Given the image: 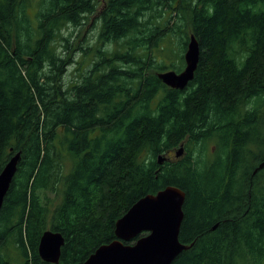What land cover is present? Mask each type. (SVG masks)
I'll use <instances>...</instances> for the list:
<instances>
[{
    "label": "trees",
    "instance_id": "trees-1",
    "mask_svg": "<svg viewBox=\"0 0 264 264\" xmlns=\"http://www.w3.org/2000/svg\"><path fill=\"white\" fill-rule=\"evenodd\" d=\"M95 14V46L73 48L70 28ZM191 34L194 79L172 88L158 73L184 68ZM172 44L181 63L168 66L159 53ZM78 48L79 76L66 80ZM263 122L264 0H0V173L22 155L0 264H84L168 185L186 192L191 245L172 264H264V170L251 175ZM181 145L185 156L158 162ZM47 229L65 237L59 263L40 257Z\"/></svg>",
    "mask_w": 264,
    "mask_h": 264
},
{
    "label": "water",
    "instance_id": "water-1",
    "mask_svg": "<svg viewBox=\"0 0 264 264\" xmlns=\"http://www.w3.org/2000/svg\"><path fill=\"white\" fill-rule=\"evenodd\" d=\"M200 54V43L195 34H191L184 54V68L179 72L173 69L161 71L159 78L172 88L185 89L194 79ZM184 150L182 145L177 156ZM21 158L20 151L14 154L0 173V211ZM165 160V156L159 155L160 164ZM263 167L264 162L257 170ZM185 202L186 192L175 185L142 196L117 220V238L100 245L84 264H172L191 246L180 240ZM64 244L62 233L45 230L39 243L40 257L46 262L59 263Z\"/></svg>",
    "mask_w": 264,
    "mask_h": 264
},
{
    "label": "rangeland",
    "instance_id": "rangeland-1",
    "mask_svg": "<svg viewBox=\"0 0 264 264\" xmlns=\"http://www.w3.org/2000/svg\"><path fill=\"white\" fill-rule=\"evenodd\" d=\"M94 17L95 16L92 15L85 24H83L79 27L70 28L69 33L70 32L73 33L72 39H71L73 48H76L77 44H80V47L86 46L87 42L93 44V47L95 46L96 43H94V42H96V40L98 39V32L97 31L99 28H95V25L92 24ZM171 23L172 22H170V24ZM174 44H172L171 46H167L163 52L159 53V57L161 56L165 60V62L168 66L172 65V64L181 63L180 49H179L178 45H174ZM61 50L63 51V47ZM64 51H65V53H67L66 50H64ZM82 53H83V51L81 48L75 49L73 51L74 61L67 68V72L65 73L66 80L71 79L72 74H74V79L79 76V72L77 71V68H78L77 64H78V61L82 57ZM10 255L12 257L11 261H13L15 263H21L23 261V257L21 258L20 256H18V252L15 248L11 249Z\"/></svg>",
    "mask_w": 264,
    "mask_h": 264
},
{
    "label": "flooded vegetation",
    "instance_id": "flooded-vegetation-1",
    "mask_svg": "<svg viewBox=\"0 0 264 264\" xmlns=\"http://www.w3.org/2000/svg\"><path fill=\"white\" fill-rule=\"evenodd\" d=\"M94 16H95V17H94V19H93L92 24L95 25V28H99V26H100V24H99V20H98V19H99V15H98V14H95ZM263 125H264V122H263ZM263 129H264V127H263ZM263 138H264V131H263ZM181 146H182V145H181ZM181 146H179V147H177V148H175V149H173V150L168 151V152L166 153V154H167V155H166V158H167V159H166L165 161H168L170 164H173L174 161H177V160H179L181 157L185 156L186 150L183 152L182 155L177 156V150H178ZM263 162H264V160L258 162V164H256V165L253 167L251 175H254V174L259 173V172H261L262 170H264V167H263V168H260V169L257 170V168H259L260 164L263 163ZM256 170H257V171H256Z\"/></svg>",
    "mask_w": 264,
    "mask_h": 264
}]
</instances>
